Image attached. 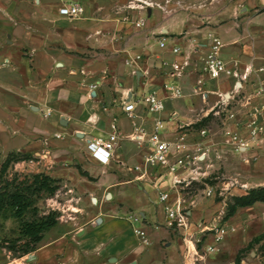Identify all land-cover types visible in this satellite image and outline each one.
I'll return each instance as SVG.
<instances>
[{
    "label": "crops",
    "instance_id": "crops-1",
    "mask_svg": "<svg viewBox=\"0 0 264 264\" xmlns=\"http://www.w3.org/2000/svg\"><path fill=\"white\" fill-rule=\"evenodd\" d=\"M129 1L0 0V168L9 155L27 156L12 165L22 168L28 161L30 173L64 187L70 176L85 184L73 196L81 204L59 203L58 223L34 253L13 258L0 246V264H191L183 237L194 242L196 232L209 230L199 222L208 210L180 187L172 189L169 178L159 177L162 169L144 165L156 120L162 137L175 140L182 131L199 130L194 126L214 113L221 95L231 94L237 130L246 135L244 126L252 119L264 128V98L253 96L264 78L255 72L264 67V0H147L152 5L144 9L127 8ZM67 4L81 6L83 15L61 16ZM214 36L230 70L243 74L252 67L247 82L211 81L204 74L203 58ZM175 63H186L180 76ZM199 80L204 97L196 91ZM170 83L179 96L165 88ZM151 93L163 101L158 114L142 102ZM127 103L135 105L132 118L125 113ZM114 120L118 150L102 165L87 146L106 138ZM200 146L208 164L212 152L228 145L216 146L210 134ZM262 152L255 145L241 158L249 163ZM156 186L169 192L166 203ZM176 202L189 216L187 230L167 223L165 208ZM132 217L140 222L133 224ZM11 226L0 219V244ZM135 226L148 244L135 236Z\"/></svg>",
    "mask_w": 264,
    "mask_h": 264
},
{
    "label": "rangeland",
    "instance_id": "rangeland-1",
    "mask_svg": "<svg viewBox=\"0 0 264 264\" xmlns=\"http://www.w3.org/2000/svg\"><path fill=\"white\" fill-rule=\"evenodd\" d=\"M228 109L232 110L230 104ZM250 122L244 126L247 130L245 135L237 130V119L229 120L226 118L221 104L215 108L214 113L203 119L202 128L210 130L208 136L211 134L214 144L216 146H225V144L228 146L226 151L212 152L208 164L203 157L205 162L200 164L199 169L203 176L182 189L186 198H196L197 204L203 212L208 210V213L203 214L199 222L202 225H209V230L196 232L193 235L198 251L204 254L207 245H215L216 247L215 253L205 255L204 261L194 264H236L237 262L238 264H264V203L257 202L254 206L242 208L234 214L231 212V207L235 205L231 197H236V194L238 195L243 191L246 193L255 191L260 193L261 199H264V153H258L257 158L251 159L249 163H245L241 158L243 153L253 149L255 145L256 147H263L258 138L255 142L251 140ZM232 125L236 128H232ZM226 131L236 135L238 141L231 142V137L226 135ZM205 138H198L196 142L201 144ZM240 142H248L249 148L245 151L239 150ZM204 154L203 149L196 153L198 156ZM26 164L22 168L12 164L0 168V186L6 187V190L10 192H25L32 203V207H36L40 214H47L50 211L60 214L58 207L59 203L63 201H67L68 205L71 203L81 204V201L73 200V196L77 197V193H83L85 184L77 183L70 176L67 187L59 185V190L54 195H50L33 182V174L29 172L28 161ZM208 190L212 192L210 197L207 196ZM232 192L233 196L230 194ZM61 194H64L65 200H62ZM101 201L104 199L99 202ZM90 205L95 207L92 206V202ZM1 208L2 210L5 209L3 215L8 217L10 208L6 201ZM30 213L29 210L24 221H30ZM225 214L230 215L226 217ZM7 220L12 225L10 236L14 237L18 222L11 218ZM197 227L199 226L197 225ZM221 228H226L227 232L220 242L215 243V233ZM199 240L200 242H198Z\"/></svg>",
    "mask_w": 264,
    "mask_h": 264
},
{
    "label": "built area",
    "instance_id": "built-area-1",
    "mask_svg": "<svg viewBox=\"0 0 264 264\" xmlns=\"http://www.w3.org/2000/svg\"><path fill=\"white\" fill-rule=\"evenodd\" d=\"M147 0H130L127 8L129 9H144L145 7L151 6ZM59 13L63 17L67 18H77L83 15L84 9L76 4H67L63 5ZM142 23H137L136 26H141ZM161 48H165L164 42L160 43ZM223 44L218 37H212V43L208 53L203 58V72L207 78L211 81H219L223 77H232L236 79L240 84L241 82H247L251 73H253L252 67L245 69L243 74H239L236 71H232L228 68L227 63L221 58V49ZM172 52L178 54L180 52L179 48H173ZM184 65L173 64L172 69L175 75L180 76L181 70ZM257 74H264V67L255 71ZM204 82L199 80L197 82V92L204 97V93L201 92ZM94 88V87H93ZM165 88L172 93L174 97L179 96V91L174 86L173 83L166 85ZM240 88L236 85L234 86V92H238ZM253 96L256 98H264V78L259 80ZM231 94L221 95V108L225 112L226 118L233 120L235 118V112L228 109L229 100L231 99ZM142 102L145 105L146 110L152 114H158L164 110L163 101L158 97L157 94L151 93L142 99ZM125 113L128 117H133V112L135 111V105L133 103H127L125 105ZM218 114V112H217ZM50 112L46 114L49 116ZM252 122L249 124L251 140L256 141L260 140L264 147V135L263 127L259 125L256 119H252ZM163 126L160 121L156 120L154 130L150 133L148 143L149 151L144 157V165L147 167H152L155 170L162 169L164 172L160 173L159 177L162 179H170V184L172 189L181 188L184 189L193 182L199 180L203 173H200V164L204 162V155L198 156L196 153L201 150V146L196 142V139H203L208 136L207 129H199L192 132L182 131L175 140L168 141L162 137L161 130ZM226 135L231 137V142L238 141L236 135H232V132L226 131ZM119 131L114 120L110 127V133L106 138H100L88 143V151L90 152L92 158L102 165H108L113 157V154L118 150V140H119ZM260 137V139H259ZM135 139L142 140V137L137 136ZM192 140V143L190 142ZM241 147L239 150H247L250 146L248 142H240ZM204 157V158H203ZM139 167H135V170H139ZM145 174V173H144ZM158 190V199L161 203H166L169 199V192L161 190L160 187L156 186ZM211 190L207 191V196H211ZM167 223L169 227H174L175 225L187 230L189 227V216L187 212L181 207L180 202H176L174 206H167L165 208ZM131 222L133 224L139 223V217H132ZM133 233L138 237L142 243L148 244V239L146 233L139 227H132ZM205 231V230H204ZM227 229L221 228L216 231L214 236L215 243L220 242L224 235L226 234ZM188 236L183 237L184 243V255L187 259L191 260V264L196 262H202L205 259V255H210L215 253V245H207L205 248L204 254H201L196 246V243L191 239H187ZM190 242H189V241ZM200 242V240L198 241Z\"/></svg>",
    "mask_w": 264,
    "mask_h": 264
},
{
    "label": "trees",
    "instance_id": "trees-1",
    "mask_svg": "<svg viewBox=\"0 0 264 264\" xmlns=\"http://www.w3.org/2000/svg\"><path fill=\"white\" fill-rule=\"evenodd\" d=\"M203 121L197 123L194 128L201 129ZM21 160H29L27 156L9 155L1 168L10 166L13 162ZM33 182L39 185V188L44 192L54 195L59 190V181L50 178L45 174H33ZM54 184V186H53ZM260 193L250 191L242 197H234L232 199L234 206L231 207V212L234 214L238 209L251 207L257 202H263L264 199H259ZM6 201L10 208L9 216L4 214L5 209L2 210V204ZM30 210V221H24L25 216ZM231 213V215H233ZM230 214L226 215L229 217ZM14 219L18 222V228L14 232V237H5L1 241V248L5 249L13 258H22L34 253L44 235L52 228H54L60 218V214L55 211H50L47 214H40L36 207H32V203L25 192L22 191H7L6 187L0 186V219ZM238 264V262L236 263Z\"/></svg>",
    "mask_w": 264,
    "mask_h": 264
},
{
    "label": "water",
    "instance_id": "water-1",
    "mask_svg": "<svg viewBox=\"0 0 264 264\" xmlns=\"http://www.w3.org/2000/svg\"><path fill=\"white\" fill-rule=\"evenodd\" d=\"M109 197H110V195L108 194V198H109ZM93 201H94V202H96V200H95V199H93Z\"/></svg>",
    "mask_w": 264,
    "mask_h": 264
}]
</instances>
